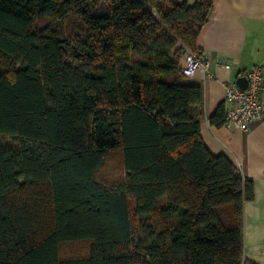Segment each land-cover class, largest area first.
<instances>
[{"label": "trees", "instance_id": "obj_1", "mask_svg": "<svg viewBox=\"0 0 264 264\" xmlns=\"http://www.w3.org/2000/svg\"><path fill=\"white\" fill-rule=\"evenodd\" d=\"M213 3L0 0V264H250L253 185L205 147L181 74Z\"/></svg>", "mask_w": 264, "mask_h": 264}, {"label": "crops", "instance_id": "obj_2", "mask_svg": "<svg viewBox=\"0 0 264 264\" xmlns=\"http://www.w3.org/2000/svg\"><path fill=\"white\" fill-rule=\"evenodd\" d=\"M196 47L209 62L189 79L203 93L202 106L192 107V116L208 151L226 156L253 185L254 197L243 207V260L264 264V118L254 121L248 133L209 124L220 105L225 112L230 109L224 87H234L253 65L264 63V0H214Z\"/></svg>", "mask_w": 264, "mask_h": 264}, {"label": "built area", "instance_id": "obj_3", "mask_svg": "<svg viewBox=\"0 0 264 264\" xmlns=\"http://www.w3.org/2000/svg\"><path fill=\"white\" fill-rule=\"evenodd\" d=\"M208 59L202 54L187 53L184 56L181 74L193 78L200 70H206ZM247 87H224V102L230 106L225 112L223 126L225 129L248 133L254 121L264 118L262 102V81H264V63H257L246 71Z\"/></svg>", "mask_w": 264, "mask_h": 264}, {"label": "rangeland", "instance_id": "obj_4", "mask_svg": "<svg viewBox=\"0 0 264 264\" xmlns=\"http://www.w3.org/2000/svg\"><path fill=\"white\" fill-rule=\"evenodd\" d=\"M193 2V0H191ZM50 21L47 19L37 20L34 24V28L41 29L46 26ZM1 144H11L10 139L0 136ZM123 175L121 160L116 152L111 153L106 157L103 168L101 169L99 176L100 179L105 182H117L121 179ZM85 246L83 244L71 245L65 244L60 247L61 255L68 258H73V256H78L84 253Z\"/></svg>", "mask_w": 264, "mask_h": 264}, {"label": "water", "instance_id": "obj_5", "mask_svg": "<svg viewBox=\"0 0 264 264\" xmlns=\"http://www.w3.org/2000/svg\"><path fill=\"white\" fill-rule=\"evenodd\" d=\"M235 86L238 87L241 90L246 89L247 87V80L244 77L237 78L235 81Z\"/></svg>", "mask_w": 264, "mask_h": 264}]
</instances>
